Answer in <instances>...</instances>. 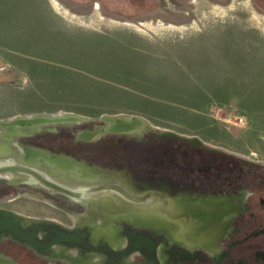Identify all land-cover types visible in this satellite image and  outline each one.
<instances>
[{
	"label": "rangeland",
	"instance_id": "obj_1",
	"mask_svg": "<svg viewBox=\"0 0 264 264\" xmlns=\"http://www.w3.org/2000/svg\"><path fill=\"white\" fill-rule=\"evenodd\" d=\"M127 1L0 0V118L136 113L264 161V6L194 0L162 22L120 19Z\"/></svg>",
	"mask_w": 264,
	"mask_h": 264
},
{
	"label": "flooded vegetation",
	"instance_id": "obj_2",
	"mask_svg": "<svg viewBox=\"0 0 264 264\" xmlns=\"http://www.w3.org/2000/svg\"><path fill=\"white\" fill-rule=\"evenodd\" d=\"M63 1L88 12L106 7L105 0ZM151 1L122 2L135 12H114L120 19L162 22H184L195 12L194 0ZM252 1L264 6V0ZM149 123L112 132L102 120H91L24 138L83 160L92 178L51 175L6 150L0 208L76 225L92 232L91 244L99 248L132 247L141 240L125 261L264 264V161L197 133ZM13 147L21 150L16 142ZM0 250L25 264H66L43 260L9 237H0Z\"/></svg>",
	"mask_w": 264,
	"mask_h": 264
},
{
	"label": "water",
	"instance_id": "obj_3",
	"mask_svg": "<svg viewBox=\"0 0 264 264\" xmlns=\"http://www.w3.org/2000/svg\"><path fill=\"white\" fill-rule=\"evenodd\" d=\"M91 120H102L112 132H126L140 124L150 126L145 116L127 112H105L97 118L74 111L15 114L0 118V159H4L12 151L15 160L26 164L30 162V165L36 167L42 165L51 175L55 172L57 175L86 181L92 178L93 171L83 160L27 143L24 138L45 130H54L58 126ZM13 142L19 144L21 150L13 147ZM0 237H9L10 240L25 244L41 259L57 263L65 261L66 264H148L145 261H125L132 252L141 248V240L132 247L99 248L91 244L94 235L90 231L78 229L76 225L67 227L54 219L20 214L8 208H0ZM0 264L25 263L0 250Z\"/></svg>",
	"mask_w": 264,
	"mask_h": 264
}]
</instances>
